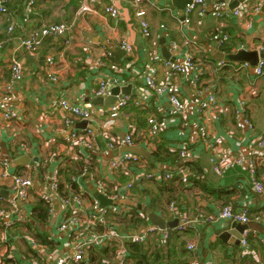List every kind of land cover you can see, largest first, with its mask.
Instances as JSON below:
<instances>
[{"label":"crops","instance_id":"1","mask_svg":"<svg viewBox=\"0 0 264 264\" xmlns=\"http://www.w3.org/2000/svg\"><path fill=\"white\" fill-rule=\"evenodd\" d=\"M88 1L83 0L82 3ZM150 1L153 6L142 5L146 18L152 27L164 25L167 30L154 29L149 39L142 37L134 17L135 11L129 0H97V4L92 6L94 11L84 15L78 14L81 2L73 8L69 5L70 0H62L61 3L54 0L42 7L47 8L45 12L49 16L39 17L36 11L31 22L34 26L39 20L41 23L46 21L71 25L70 36L73 41L69 47L63 46V39H49L43 43L37 58L32 59L23 52L13 51L15 41L11 40L6 49L0 51V112L3 108H10L18 114L17 119L10 123L3 121L0 116V174L2 165L8 164L11 173L28 172L33 181L26 202L18 204L17 216L26 222L30 219V210L35 199L48 194L49 174L60 163H63V168L68 165L72 170H75L78 163L91 166V173L83 179L82 191L90 197L89 201L97 200L94 191L102 194L106 201H110L107 197L115 192L116 187L128 182L129 178L117 174L109 167V162L119 156L125 147L119 146L114 150L107 147V142L101 138L100 125L104 117L98 114L87 122L68 119L57 109L56 103L60 99H66L82 108L106 110L110 106L92 104L101 79H110L107 94L102 98L113 99L111 98L113 89L118 88L120 92L128 87L126 96L136 99L146 90L142 71L144 65L149 64L154 68L153 76L157 84L170 82L179 87L180 100L185 104V116L179 117L165 97L152 96L147 109L140 110L129 105L122 111L112 130L113 137L122 140L128 132L133 131L135 142L133 148L144 149L148 156L145 158L137 155L144 167L140 171L145 174L164 176L173 172L181 162L187 166L190 185L183 187L174 183L169 184L177 189V194L171 195L174 194L177 198L179 211L196 229H191L193 236L183 237L184 243L193 242L202 260H214L217 264L242 262L237 256L230 255L238 246L225 243L219 238L224 232L230 233L229 241L236 239L232 232L241 235L236 223H223L217 218L223 206H230L234 212L243 209L248 211L250 222L247 227L256 232V236L251 239V249L254 252L257 248L262 250V253H259L263 255L264 264V246L261 245L264 244V191L259 195L252 192L248 174L252 143L264 135V75L256 77L254 74L256 65L243 61L222 59L227 64L217 72L211 71L209 65L205 64V61H220L215 59L217 53L236 55L243 51L254 52L258 60L264 58V52L258 53L255 50L264 46V4L253 13L252 0H207L202 7L193 11L190 23L184 25L179 23L183 20V15L174 6L178 1ZM222 1L228 3L222 12L231 14L237 10L241 16L212 18L211 12L216 10L215 5ZM111 4L120 11L118 19H111L104 12V7ZM216 30L228 34L229 44L226 46L228 52L222 50L223 48L219 49L216 42L210 40ZM18 34L20 31L16 30L15 35ZM184 37L195 44L193 48H189L195 61L198 64L203 61L208 67L205 70L202 87L211 88L216 92L218 110L207 112L203 119L207 126L208 140L215 145L220 157L243 160L241 165L224 170L221 176L214 173L208 159V150L197 133L200 121L196 108L207 94L198 95L194 92L190 74L168 75L160 64L153 65L154 55L165 60L162 56L164 46L169 53L168 61L179 63L184 54V48L182 49ZM123 43L131 47L130 53L124 52L121 48ZM116 50L123 51V55L119 57ZM11 55L21 60L25 69L24 79L14 87L12 100L3 103L2 91L10 78L4 60ZM48 56H52L55 61L54 71L58 77L56 83L51 82L44 73L45 59ZM243 64H247L248 67H242ZM110 65H115L118 71H112ZM112 79L116 82H112ZM120 96L121 94H118L116 97ZM242 102L251 121L252 130L241 131L234 125V112ZM149 117L163 118L167 121V127L155 138L147 134ZM68 120L71 123H67ZM89 127L93 129L90 130ZM86 129L92 133L95 143L92 149L71 148L65 144L64 139L69 133L83 132ZM180 150L186 151L185 159L180 158ZM35 159L37 162L30 165ZM256 176L264 184V165L257 168ZM158 182L160 181L143 182L137 187L141 189L142 185L147 183L144 189L150 191L151 195L143 197L142 202H139L141 199L138 196L141 190L133 189L130 199L119 198L116 205L118 207L137 205L145 217L142 224L146 222L147 209L148 212L169 222V214L161 210L163 202H160L167 199L168 193L159 192L162 187ZM100 186H103V189H100ZM12 198L10 180H3L0 177V209L9 210L8 202ZM151 198L155 200L152 201ZM85 201L88 202L87 199ZM64 210L59 200L55 199L53 212L48 213L47 223L40 224L30 232H26L23 224L16 223L14 218L9 228H7L9 219L7 217L0 219V264H4L5 259L20 261V258L26 260L25 264H50L48 251L39 247L34 240V235L38 232L45 234L48 240L54 242L57 251H67L66 238L57 231L59 217ZM108 221L116 219L110 217ZM200 236L203 237L201 242ZM32 250H39L36 255L39 261L33 262L30 259ZM219 252L224 253V260L219 259ZM231 257L236 261L231 260Z\"/></svg>","mask_w":264,"mask_h":264},{"label":"built area","instance_id":"2","mask_svg":"<svg viewBox=\"0 0 264 264\" xmlns=\"http://www.w3.org/2000/svg\"><path fill=\"white\" fill-rule=\"evenodd\" d=\"M47 0H23L21 8L23 11V19L20 23L25 25V28H21L20 24L14 26V21L7 25L6 33L10 34L13 30H19L20 34L9 38L5 43H0V51L6 49V44L9 41L14 40V50L23 52L32 59H36L40 48L43 43L49 39H63V46L69 47L72 44V37L70 36L72 26L67 23H40L36 26L31 24V16L35 9L43 5ZM130 5L133 7L135 13L134 17L138 23L141 35L144 39H149L152 36L154 29L166 31L164 25H154V28L146 18V12L142 9V5L154 4L150 0H129ZM159 2L165 0H156ZM252 12L256 13L264 4V0H252ZM7 0L0 1V15H8V11L5 6ZM205 0H192L190 5H187L183 11V20L180 24L188 25L190 23V16L193 11L202 7ZM97 4V0H89L87 3H82L78 9L79 15L88 14L94 11L93 5ZM228 3L226 1L219 2L215 5L216 10L211 12L212 18L225 19L230 17H240L241 13L234 10L229 13H224L221 10L227 8ZM220 10V11H219ZM104 12L111 19L119 18V9L111 4L104 7ZM178 20V19H177ZM210 40L216 42L217 47L222 46L228 41V36L225 34L218 35L212 34ZM195 44L184 37L183 46L184 54L179 63L170 62L168 60H162L158 55L152 57L153 65L160 64V67L168 75H191V86L194 92L201 95L206 93V98L198 103L196 108V114L200 121L197 129L199 138L204 143L205 148L209 153V161L213 166V171L216 175L221 176L223 171L233 167L234 165H241L243 163L242 158H229L224 156L220 157L216 152L217 148L213 143L208 140L207 126L203 119L207 112H213L218 110V104L216 100V92L213 89H204L202 87L203 77L205 70L208 68L202 61L198 64L189 48H193ZM121 48L124 52L130 53L131 47L123 43ZM256 52H264V46L255 49ZM110 56V53L108 54ZM209 65V69L213 72H217L222 67L226 66L225 60L218 62H206ZM4 65L7 67L10 78L8 83L4 86L2 95V102L7 103L12 100V91L16 85L22 83L24 79V66L20 59L11 55L4 60ZM46 69L44 73L46 77L53 83H56L58 77L54 71L55 61L52 56H48L45 59ZM244 68L248 67L247 64H243ZM112 71L117 72L115 65L109 67ZM154 68L149 64L144 65L142 76L144 79V85L146 87L145 92L136 99H131L129 96L121 97L117 102L108 107L106 110L99 111L98 109L82 108L70 103L66 99H60L56 103L57 109L68 119L77 121H90L94 119L98 114H101L104 118L100 125L101 138L107 142L109 149H118L119 146L125 148L135 147L133 131L128 132L122 140H118L113 137L112 130L115 128L118 119L121 116L122 111L129 105L143 110L149 106L150 97H165L172 108V110L179 115V117L185 116V104L180 100L179 87L170 82L164 84H157L154 79ZM254 74L256 77L264 75V58H260L254 67ZM112 82H116L112 79ZM110 86V79H101L98 83V88L95 91L96 97H104L107 94ZM0 116L3 121L10 123L17 119L18 114L15 110L10 108H3L0 112ZM71 120V121H72ZM67 123H71L66 121ZM147 134L151 138L157 137L160 131L167 127V121L165 119H158L149 117L147 119ZM234 125L241 131L252 130L251 121L248 119L244 103H240L238 109L234 112ZM64 142L71 148H87L92 149L94 140L92 133L88 129L81 131H73L69 133ZM179 156L182 159L186 157V151L180 150ZM264 165V135L254 140L252 143L251 158L248 163V174L251 180V190L254 194L259 195L264 191V184H262L256 176V170L258 167ZM109 167L112 171L121 176L129 178L128 182L124 185L118 186L112 195H109L111 205L105 208L100 206L98 200H90L86 202L81 195L75 196L69 202L68 199L60 198L58 196V187L61 182L60 170L63 168V163H60L49 174V190L48 194L42 198L47 201L48 213L53 212V201L59 200L61 206L65 208L64 212L59 217L57 224V231L64 234L68 246V250L64 252L53 251L48 253L50 264H81L88 262L92 253L99 250L117 246L118 249L114 254L113 262L115 264H130L129 254L125 249L127 244H151L156 246L157 249H161L165 246V243L170 240L171 232L175 231L179 234H184L187 230L195 229L192 223L189 222L183 214L176 208V205L172 202L168 205L165 212L169 214V222L177 220V225L173 229L161 230L155 226L141 224L135 229H128L122 231L115 224V221H108L111 216L117 220V217L126 216L131 217L132 207L122 206L118 207L116 201L119 198L127 197L130 199L131 192L134 187H139L143 182L148 181H167L168 183H174L187 187L190 185L189 173L187 166L181 162L176 166L173 172L166 173L164 176H153L151 173H143L144 167L140 162V158L137 155L131 153H121L115 159L109 162ZM1 179L10 180V190L13 194V198L9 200V210L0 209V219L7 217V228L11 227L12 221L19 224H24L26 221L17 216L18 204L25 203L30 190L33 186L31 175L27 172L25 174L11 173L8 164H3L1 168ZM103 189V186H100ZM161 217V216H160ZM217 218L223 223H238L247 225L250 222L248 211L246 209L234 212L230 206H224L218 212ZM209 220V219H207ZM203 224V223H202ZM196 230V229H195ZM185 231V232H184ZM184 232V233H183ZM256 236V232L253 229L246 228L242 231L239 239L238 249L232 252L230 255H237L239 259L251 258L254 255V251L251 249V239ZM212 242V241H210ZM264 246V244H261ZM185 250L191 255V259L188 264H217L214 260L204 261L200 258L197 246L193 242H186ZM20 261L25 264L26 260L20 258ZM21 263V264H22Z\"/></svg>","mask_w":264,"mask_h":264},{"label":"trees","instance_id":"3","mask_svg":"<svg viewBox=\"0 0 264 264\" xmlns=\"http://www.w3.org/2000/svg\"><path fill=\"white\" fill-rule=\"evenodd\" d=\"M0 1H3V0H0ZM22 1L23 0H7V2H5L8 15L6 14L0 15V43H5L9 38L13 37L15 34V29L10 34L6 33L7 25L10 24V22L14 21L15 23L14 26H16L17 24H20L21 28H25V25L20 23L24 15L22 8L20 6ZM50 1H54V0L45 1L40 8L37 7L35 9L33 14H35L37 11L36 15H38L39 17L49 16L45 12L47 8H42V7L46 4H49ZM82 1L83 0H70L69 5L72 6L73 8H76L78 4L82 3ZM41 8L44 9V11H42ZM32 16H31V20L33 18ZM36 18L37 17H35L34 20H36ZM42 19H45V18H42ZM40 23L41 21L39 20L37 21L36 25ZM32 26L34 25L32 24ZM213 34H218V35L225 34L228 36V34H226L225 32L218 31V30H216V32H214ZM228 41H229V36H228ZM228 41L222 46L223 47L222 50H224L225 52L229 51L226 48V46L229 44ZM91 171H92L91 166H89L86 163H78L75 166V170H72L68 165H66L65 168L60 170L61 182L59 183V187H58V196L60 198L68 199L70 202L71 199H73L75 196L81 195L84 200L87 199V201H89L90 197L87 195L86 192H82V191H83V179L87 174L91 173ZM148 182L150 183V181ZM158 183H160L162 187L159 192L168 193L167 201H166L167 204H169L170 202H173L176 205V208L179 210L178 200L177 198H175V195L177 194L176 192L177 189L173 185L169 184L167 181L163 180V177H162V180ZM146 184L147 183L143 184L141 189L137 187L134 188L136 190H141V193L140 192L138 193V196L140 197L141 202H142L143 197L151 195L149 189H144ZM176 186H179V185H176ZM171 193H174L175 195L174 194L171 195ZM150 200L154 201L155 198H151ZM150 204L152 203L150 202ZM131 207H132V212H131L130 218H127L126 216H122V217L120 216V217H117V220L115 221L116 223L115 225L118 228H120L122 231H127L128 229H135L139 227L142 223H144L145 217L142 216V213L140 209L137 208V205H134ZM161 210H163L162 207H161ZM48 215L49 214H48L47 201L42 197L37 198L35 199L34 204L30 210V219H29L30 221L28 220L22 226L25 228L26 232H30L32 229H36L38 226H40V224H46L48 221ZM187 235L193 236V232L191 230H187L184 234H179V233H176L175 231L171 232L170 240L167 241V243H165V246L161 249H157L156 246H153L151 244L140 245V244H130L129 243L125 245V249L129 254L130 264H188L191 259V255L187 253V251L185 250V247H184L185 243L183 240V237ZM200 238L201 239L199 241L201 242L203 237L200 236ZM34 240L39 247H42V249L46 248L48 253L53 252L54 250L56 251L58 249L56 244L48 240L45 234H40L38 232V234L34 235ZM219 240L220 239L218 238L217 243L220 242ZM117 249L118 247L114 245V246L99 250L97 252H94L92 253V257L88 262L81 263V264H110L111 262H113L114 254L117 251ZM215 249L217 248H213V250ZM37 253H39V250L31 251L30 259H32L33 262L35 260L36 261L40 260L36 256ZM25 258L28 260L27 257ZM170 258H173L174 260L172 261ZM163 259H165L166 261ZM231 260L236 261L232 257H231ZM246 260L251 261V258L247 257L246 259L242 260L240 264H247L245 262H249V261H246ZM21 263L22 262L18 261L17 259L16 260H8V259L4 260V264H21Z\"/></svg>","mask_w":264,"mask_h":264},{"label":"water","instance_id":"4","mask_svg":"<svg viewBox=\"0 0 264 264\" xmlns=\"http://www.w3.org/2000/svg\"><path fill=\"white\" fill-rule=\"evenodd\" d=\"M171 1H173V2L178 1V3L176 2L174 6H176V8H178L181 15H183V11H184L185 7L192 3V0H171ZM205 1H207V0H205ZM162 43H164V41H162ZM116 52L118 53L119 57H121L123 55V51L116 50ZM256 55L257 54H255L254 52H244V51L239 52L236 55H224L222 53H217V56L215 57V59L216 60L225 59L226 61H243V62H246V63H249V64L255 66L258 62V59H257L258 57L256 58ZM162 56H163V58H165V60H169V53H168V51H166L165 46L162 49ZM261 57H263V54L261 55ZM118 94H121V96L119 98L126 96L128 94V87H127V89H122L120 92H119L118 88H115V89H113V91L111 93V95L113 96L111 98H113V99H104L102 97H96L93 100L92 104L95 106H102V105L111 106V105H114L117 102V100L119 99L116 97ZM89 129L92 130L93 127H89ZM122 152L123 153H131L134 155H139V156H142L145 158L148 157L145 150L140 149V148H124L122 150ZM36 162H37V159H35L34 162L30 163V165H34V163H36ZM93 194L96 197V199L98 200V202L100 203V206L102 208L108 207L111 205V202L106 201V199L104 198V196L102 194H99L96 191H94ZM146 214H147L146 215L147 219H146L145 224L147 226L150 225V226H155L161 230H167V229H173L177 225V220L167 222L162 217H160L154 213L148 212V209H147ZM236 227L242 233V231L247 228V225H242V224L236 223ZM231 234L235 235L236 239L233 238L229 241V237H230L229 232L222 233L219 236V238L225 243H229L230 245H233V246H238L240 234L238 235L234 232H232Z\"/></svg>","mask_w":264,"mask_h":264},{"label":"rangeland","instance_id":"5","mask_svg":"<svg viewBox=\"0 0 264 264\" xmlns=\"http://www.w3.org/2000/svg\"><path fill=\"white\" fill-rule=\"evenodd\" d=\"M62 2V0H59V3H61ZM167 199H165V200H162V201H160V202H163L162 203V209L164 210V209H167V207H168V205L170 204V203H172V202H170L169 204H167ZM139 202H141V201H139ZM111 217V216H110ZM109 217V218H110ZM256 252H253L254 253V255L251 257V261H249L248 263H250V264H262L263 263V255H261L260 253H261V249L260 248H257V249H254ZM260 252V253H259ZM164 256V255H163ZM218 256H219V259L221 260V258L224 260V253L222 254L221 252H219V254H218ZM172 261L174 260L173 258H170ZM163 260H165V259H163ZM166 261V260H165ZM164 261V262H165ZM166 263V262H165Z\"/></svg>","mask_w":264,"mask_h":264},{"label":"clouds","instance_id":"6","mask_svg":"<svg viewBox=\"0 0 264 264\" xmlns=\"http://www.w3.org/2000/svg\"><path fill=\"white\" fill-rule=\"evenodd\" d=\"M123 153V152H122ZM105 208V207H104Z\"/></svg>","mask_w":264,"mask_h":264}]
</instances>
